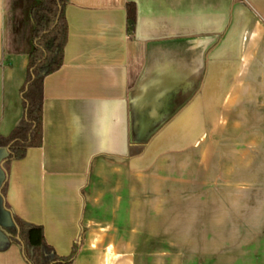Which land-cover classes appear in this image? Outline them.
I'll use <instances>...</instances> for the list:
<instances>
[{"label": "crops", "instance_id": "crops-1", "mask_svg": "<svg viewBox=\"0 0 264 264\" xmlns=\"http://www.w3.org/2000/svg\"><path fill=\"white\" fill-rule=\"evenodd\" d=\"M38 2L0 0L3 136L24 117ZM66 18L42 145L10 164L0 148V264H31L16 217L60 255L77 242L72 264H264V0H70ZM182 161L184 211L162 210L151 187ZM176 218L183 248L161 241Z\"/></svg>", "mask_w": 264, "mask_h": 264}, {"label": "trees", "instance_id": "trees-1", "mask_svg": "<svg viewBox=\"0 0 264 264\" xmlns=\"http://www.w3.org/2000/svg\"><path fill=\"white\" fill-rule=\"evenodd\" d=\"M70 0H39L32 8L34 21L33 45L29 55L27 76L21 88L24 117L8 136L0 134V148L8 149L7 163L22 160L28 150L40 147L43 142L44 79L58 71L64 62L68 41L66 7ZM129 33L136 26L137 8L127 3ZM16 226L5 229L13 241L25 247V256L31 264H72L79 252L76 242L69 255H60L46 239L42 225L27 224L20 218ZM19 234V240L17 235Z\"/></svg>", "mask_w": 264, "mask_h": 264}, {"label": "rangeland", "instance_id": "rangeland-1", "mask_svg": "<svg viewBox=\"0 0 264 264\" xmlns=\"http://www.w3.org/2000/svg\"><path fill=\"white\" fill-rule=\"evenodd\" d=\"M183 161L181 163V167H179L176 170V177H178V179L176 180V184L174 185H168V183H160L157 185V187H151L154 190L156 189L157 192L159 191V194L161 195L162 198H167V199H171V200H165V201H160V208L162 210H175V211H184L185 208V202H184V197L185 194L187 193L186 191V186L184 185V179H183V174H184V170H183ZM156 192V191H155ZM156 205H158V203H154V202H147L146 203V208L149 209H156ZM162 220H168V219H162ZM174 220V219H171ZM176 222H178V224L176 225V227H168L167 224L166 225H162L161 228V241L162 243L168 242V241H174L178 247L183 248L184 243H185V237H186V232H185V226H184V219L183 218H176L175 220ZM249 236L252 235H235L232 234L231 232H227L225 234L219 235V237L221 238V240H225L227 241H233V240H246L249 238ZM215 238V237H214ZM209 242L211 243V235H209ZM213 243V242H212ZM184 253L183 249H177L176 251ZM179 254V253H178Z\"/></svg>", "mask_w": 264, "mask_h": 264}]
</instances>
